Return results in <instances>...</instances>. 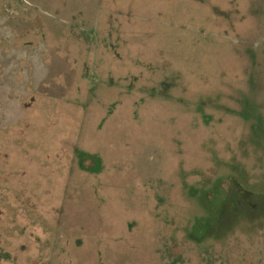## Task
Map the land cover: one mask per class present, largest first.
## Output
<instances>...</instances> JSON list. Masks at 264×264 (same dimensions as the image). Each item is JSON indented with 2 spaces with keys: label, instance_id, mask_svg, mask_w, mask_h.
I'll list each match as a JSON object with an SVG mask.
<instances>
[{
  "label": "rangeland",
  "instance_id": "rangeland-1",
  "mask_svg": "<svg viewBox=\"0 0 264 264\" xmlns=\"http://www.w3.org/2000/svg\"><path fill=\"white\" fill-rule=\"evenodd\" d=\"M0 264H264V0H0Z\"/></svg>",
  "mask_w": 264,
  "mask_h": 264
},
{
  "label": "trees",
  "instance_id": "trees-1",
  "mask_svg": "<svg viewBox=\"0 0 264 264\" xmlns=\"http://www.w3.org/2000/svg\"><path fill=\"white\" fill-rule=\"evenodd\" d=\"M83 157H84V155H83Z\"/></svg>",
  "mask_w": 264,
  "mask_h": 264
}]
</instances>
